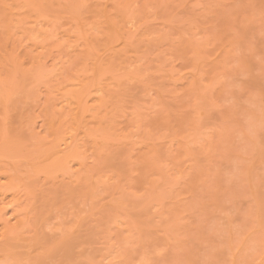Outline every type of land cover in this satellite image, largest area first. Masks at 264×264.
<instances>
[{
    "label": "rangeland",
    "instance_id": "obj_1",
    "mask_svg": "<svg viewBox=\"0 0 264 264\" xmlns=\"http://www.w3.org/2000/svg\"><path fill=\"white\" fill-rule=\"evenodd\" d=\"M235 1L0 0V22L14 33L13 48L9 33L0 35L13 49L0 45L8 64L0 120L13 109L12 124L0 127L9 144L0 146V166L9 162L22 178L14 203L27 204L29 192L57 177L76 179L68 173L77 161L65 169L28 153L31 132L49 133L40 108L82 111L96 142L98 225L72 250L76 264H264V0ZM41 43L49 54L38 73L24 48ZM16 111L40 129L26 131ZM13 192L1 203L8 213ZM80 197L72 203L83 206Z\"/></svg>",
    "mask_w": 264,
    "mask_h": 264
},
{
    "label": "bare ground",
    "instance_id": "obj_2",
    "mask_svg": "<svg viewBox=\"0 0 264 264\" xmlns=\"http://www.w3.org/2000/svg\"><path fill=\"white\" fill-rule=\"evenodd\" d=\"M146 1V0H144ZM231 1V0H229ZM233 1V0H232ZM245 1V0H243ZM247 1H250V0H247ZM253 1V0H252ZM257 1V0H255ZM148 2V1H147ZM235 4H236V1L234 0ZM238 2V1H237ZM242 2V1H241ZM251 2V1H250ZM233 3V2H232ZM231 3V4H232ZM254 3V1H253ZM149 4V3H148ZM242 4V3H241ZM249 4V3H248ZM1 5V4H0ZM146 5V4H144ZM239 5V3H238ZM247 5V4H246ZM223 6V4H222ZM225 6V5H224ZM2 7V6H0ZM3 7L4 6V3H3ZM144 7V6H143ZM142 7V8H143ZM246 7V6H245ZM264 7V5H263ZM232 8V6H231ZM1 9V8H0ZM141 9V8H140ZM210 9V8H209ZM213 9V7H212ZM217 9V8H216ZM215 9V10H216ZM227 9V8H226ZM234 9V7L232 8ZM2 10V9H1ZM4 10V9H3ZM144 10V8H143ZM214 10V9H213ZM212 10V12H213ZM220 10V9H219ZM226 11V10H225ZM235 11V10H233ZM211 12V11H210ZM211 12V13H212ZM221 12V11H220ZM248 12V11H246ZM215 13V12H213ZM226 13V12H225ZM240 13V12H239ZM238 13V14H239ZM229 14V12L227 13ZM226 14H223L222 16H224ZM237 16V15H236ZM3 17V16H2ZM227 19V17H225ZM224 18V19H225ZM4 19V17H3ZM1 17H0V21L3 20ZM7 19V18H6ZM10 19V18H9ZM223 19V18H222ZM225 19V20H226ZM13 20V18L11 19ZM5 21V19L3 20ZM7 21V20H6ZM224 20H222L223 22ZM2 22V21H1ZM0 22V35L1 33L4 35L3 39H12V48H13V35L14 33H12L10 31V26H9V23H2L1 24ZM9 22V20L7 21ZM13 22V21H11ZM12 24V23H10ZM214 24V23H213ZM243 24V23H242ZM7 25V26H6ZM236 25V24H235ZM238 26V25H237ZM251 26V25H250ZM249 26V27H250ZM236 28V26H234ZM239 27V26H238ZM247 27V28H249ZM13 28V27H12ZM54 28V27H53ZM242 28V27H241ZM239 27V29H241ZM246 28V29H247ZM56 29V28H55ZM212 29V27H211ZM221 29L223 30V28L221 27ZM245 29V30H246ZM13 30V29H12ZM220 30V29H219ZM220 33H222V30L219 31ZM227 30V29H226ZM235 30V29H234ZM6 31V32H4ZM231 31V30H230ZM239 31V30H238ZM7 32L9 33V38L7 37L8 35H5L7 34ZM242 33L245 32L244 29L243 31H241ZM5 33V34H4ZM60 33V32H58ZM226 34V32H224ZM228 33H229V30H228ZM234 33V31H233ZM54 34V33H53ZM52 34V35H53ZM219 34V33H218ZM1 35V36H3ZM11 35V36H10ZM57 35V34H55ZM54 35V36H55ZM182 35V34H181ZM184 37V36H183ZM182 37V40L183 39H186V38H183ZM246 38V37H245ZM59 39V37H58ZM220 39V38H219ZM179 40V39H178ZM189 40V39H188ZM2 41V40H0ZM8 40H6V42L3 40L4 44H0V45H3L4 47H7V44L11 43V42H7ZM181 41V39H180ZM186 41V40H185ZM184 40L181 41L182 45L183 46V43L185 42ZM211 41V40H210ZM224 41V39H223ZM222 41V42H223ZM15 43H17L16 41H14ZM177 42V41H176ZM1 43V42H0ZM7 43V44H5ZM178 43V42H177ZM176 43V45H177ZM188 43V44H187ZM226 44V42H224ZM223 43V44H224ZM235 43V42H234ZM18 44V45H17ZM15 47H20L19 43H17ZM39 44V43H38ZM38 44H35L37 46H34V47H25L24 49H28L27 51L31 50L32 52L30 53V56L29 57V61L31 64V67L29 65L30 68H32V71L35 70L37 71V69L41 70L39 71L38 73L40 72H45V66L48 64V58L46 59L45 57L49 54V51L47 50V47L45 46V43H41L42 46H41V50L38 49V47H40V45ZM172 44V43H171ZM190 44H193L192 42H186L185 44V48L187 46L186 49H191V47H193L192 45ZM195 44V43H194ZM221 44V43H220ZM221 44V45H223ZM6 45V46H5ZM10 45V44H9ZM8 45V47H9ZM22 45V44H21ZM44 45V46H43ZM174 45V44H173ZM172 45V46H173ZM179 45V44H178ZM189 45L191 47H189ZM125 46V45H124ZM227 46V45H226ZM7 47V48H8ZM24 47V46H22ZM21 47V48H22ZM46 47V48H45ZM184 47V46H183ZM189 47V48H188ZM195 47V46H194ZM221 47V46H220ZM10 49V50H7V52H9V54H13V49ZM34 48V49H33ZM179 48V47H178ZM182 48V47H180ZM19 48H15L14 50H18ZM46 49V51H45ZM184 49V48H183ZM196 49V47H195ZM6 50V49H5ZM20 50V49H19ZM23 50V49H21ZM20 50V51H21ZM220 50V49H219ZM11 51V52H10ZM19 51V53H20ZM26 51V50H25ZM181 51V50H179ZM197 51V50H196ZM3 53V50L1 49V51ZM6 51H4L5 53ZM23 52V51H22ZM30 52V51H29ZM34 52V53H33ZM48 52V54L46 53ZM192 52H195L194 51V48L192 49ZM3 53V54H4ZM228 53V52H227ZM252 53V52H251ZM3 54H0L1 58H0V70L3 68L1 66H4L3 63L5 64V60L6 59ZM22 54H25L22 53ZM21 54V55H22ZM31 54L33 56H31ZM194 54V53H193ZM221 54V53H220ZM7 55V54H6ZM19 55V54H18ZM46 55V56H45ZM68 55L71 57V55L68 53ZM177 55V54H176ZM179 55V54H178ZM181 55L184 56V54H182L181 52ZM219 55V54H218ZM216 55V58H218L219 56ZM12 56V55H11ZM23 56V55H22ZM44 56V58H43ZM218 56V57H217ZM222 56V54L220 55ZM225 56V55H224ZM9 57V56H8ZM27 57V54L25 56V58ZM185 57H186V54H185ZM184 57V58H185ZM223 57V56H222ZM177 58V57H176ZM253 58V56H252ZM8 59V58H7ZM24 59V58H23ZM21 59V60H23ZM26 59V62L28 61ZM68 60H72V58H67ZM98 57H96L95 59V63L98 61L97 60ZM109 59V58H108ZM189 59V57H188ZM191 59V58H190ZM189 59V60H190ZM226 59V58H225ZM111 60V58L109 59ZM178 60H181V58H178ZM183 60V59H182ZM188 60V61H189ZM5 61V62H4ZM8 61V60H7ZM13 61V60H12ZM28 61V62H29ZM184 61V60H183ZM182 61V62H183ZM213 61V60H212ZM215 61V60H214ZM220 61H223V58L220 59ZM248 61V60H247ZM27 62V63H28ZM69 64L70 61H66ZM185 62V61H184ZM186 62H187V58H186ZM205 62V61H204ZM209 62V61H208ZM207 62V65L208 64H211V63H208ZM253 62V61H252ZM2 63V65H1ZM25 63L24 66L27 64ZM71 63V62H70ZM7 64V63H6ZM4 67H7L8 64ZM203 64V62L201 63ZM205 64V63H204ZM215 64V63H214ZM217 65V63H216ZM27 66V65H26ZM25 66V68H26ZM29 68V69H30ZM36 68V69H35ZM47 68V67H46ZM8 69V68H7ZM6 68L4 70H7ZM45 69V70H43ZM28 70V69H27ZM26 72H29L27 71ZM31 71V70H30ZM34 71V72H35ZM197 71V70H196ZM199 71L200 69L197 71V73L199 74ZM226 72V71H225ZM2 72H0L1 74ZM30 73V72H29ZM37 73V72H36ZM194 74V73H193ZM191 74V75H193ZM196 74V75H198ZM2 75V74H1ZM5 75V74H4ZM0 76L1 80L0 82L3 83L4 81H2L3 79V76ZM13 75V74H12ZM33 75H35L33 73ZM32 75V76H33ZM207 75V74H206ZM226 75V74H225ZM224 75V76H225ZM36 76V75H35ZM43 76V75H42ZM185 76V75H184ZM195 76V74H194ZM38 77V76H37ZM35 77V78H37ZM41 77V76H40ZM192 77V76H190ZM188 77V78H190ZM196 77V76H195ZM201 77V76H200ZM205 77V76H204ZM34 78V79H35ZM193 78V77H192ZM200 79V78H199ZM198 79V80H199ZM204 79V78H203ZM196 80H197V77H196ZM202 80V79H201ZM193 81V80H192ZM203 81V80H202ZM201 82V81H200ZM3 86V85H1ZM0 86V87H1ZM81 87V86H80ZM83 91V90H82ZM102 97V96H100ZM65 107H63L64 109ZM68 109V107H67ZM72 109V108H70ZM69 109V110H70ZM13 110V109H12ZM12 110H9L10 112ZM40 114L41 116H43V121L41 123V121L38 123V125L41 123V127L42 126H45L46 129L49 128V129H45V131H49V133L47 135H39L38 131L36 133V136H34L35 134H33L31 131L34 132V126L39 130L40 127H37L34 123H32V121H28L27 119V115L26 114H23V113H20L19 111H16L14 113V115H16L19 119H20V125L22 127L26 126L25 127V130L27 128L30 129L29 127H32V129H30L33 137H31V133H30V136L29 138L32 139L33 138V141L31 142V147H29L27 149L28 153H31L35 156H37L36 158H38L39 156L42 155L43 160H47L49 161L48 164H50V162L53 163V165L55 164L57 167H65V163H69L68 166L65 167V169H68L69 167H72L71 166V163L70 162H74V163H77L76 166L78 165L77 169L78 171H76V166L75 169L74 167L73 168H70V171L69 170H66L69 171V176L72 177H76V179H69L67 178V180H65V182L63 181V177H61V179L58 180V177L56 179H54V181L52 182V186H45V187H42V186H39V187H35V188H40L39 190H33L31 192L28 193L29 195V201L27 204H20V203H17V201L19 202V200L15 201L14 203V200H13V196L15 194V192H13V188H20V186L18 187V184L20 182V179L22 180V178L20 176H18V174L15 172L13 173V167L11 168H7L8 165L7 164H10L9 162L6 163V165H1L0 166V204L1 203H5V200L6 198H8V195H7V191L8 192H13V195L11 196V199L9 201L13 202L14 204H16L15 209H13V211L10 212L11 213H8L7 212V209L5 206H2L3 207H0V222L1 224H3L2 222H6L7 224L8 223H11L10 225L8 226H5L7 225L5 223V225H2L5 227L6 230H2L0 231V264H34V262L32 260H37V259H41V261L37 262V264H43L46 259H49L50 260V264H76V263H79L78 261H76V259H74L70 254L72 253V250L75 247V245H78L80 246L79 244H89L88 242L90 240H88L87 243H85L84 241L88 238H86L85 236L87 235L88 237L91 235L92 236V233H93V230L95 229L93 226H95L94 224H97L95 223V220L93 219V211H94V199H93V192L92 193V188H94V186L96 187V182L94 181V172L95 170L94 169V166L93 164L96 163L94 160H92V156L93 157H96V155L98 154L97 152V147H96V142H95V139H90L88 133L90 131H86L85 130V127H87V125L84 126L83 124V119L84 118H81V112H77L75 109L74 112L73 110H71V112H74V113H71L70 111L68 112H64V111H61L62 109H56V107H53V109H49L48 108H40ZM9 111H4L3 113V122H0V127L3 125H11L12 124V119L10 117L9 114H12L13 113H9ZM67 111V110H66ZM2 112V111H1ZM7 112V113H6ZM254 112V111H253ZM6 113V114H5ZM17 113V114H16ZM79 113H80V116H79ZM2 114V113H0ZM254 114V113H253ZM2 117V116H1ZM13 117V116H12ZM83 117V116H82ZM10 118V120L12 121H8V119ZM86 118V116H85ZM1 119V118H0ZM0 120V121H2ZM32 120V119H31ZM37 120V119H36ZM85 120V119H84ZM35 121V120H34ZM37 122V121H36ZM86 122V121H85ZM186 122V121H185ZM2 124V125H1ZM34 124V125H33ZM86 124V123H85ZM7 125V126H8ZM6 126V127H7ZM13 126V125H12ZM40 126V125H39ZM44 127V128H45ZM8 128V127H7ZM43 128V129H44ZM193 128V127H192ZM3 127L0 129L2 130ZM5 129V128H4ZM12 128L8 129V130H11ZM6 130V129H5ZM26 130V131H27ZM29 131V130H28ZM36 132V130H35ZM29 133V132H28ZM28 133H27V136H28ZM46 134V133H45ZM85 134V135H84ZM3 135L2 131L0 132V136ZM38 135V136H37ZM82 135V136H81ZM88 135V139L85 138V136ZM87 137V136H86ZM93 137V136H92ZM1 138V137H0ZM4 138H6V136H4ZM8 139H11L13 140V138H8ZM29 139V140H30ZM184 141H186L185 139H182ZM31 141V140H30ZM4 142V141H3ZM6 142V141H5ZM0 143V146L4 145H9L7 143ZM10 143V140L8 141ZM180 142H183V141H180ZM13 143V142H12ZM10 143V144H12ZM29 143V142H28ZM91 143V145H89ZM183 145V143H181ZM180 144V145H181ZM181 145V146H182ZM90 146H91V150L90 149ZM1 146V148H3ZM12 147V145H11ZM0 148V150L2 151V149ZM6 148V147H5ZM8 148V147H7ZM7 150V149H5ZM13 150V149H12ZM11 150V151H12ZM9 151V150H8ZM9 151V152H11ZM90 151V152H89ZM92 151V152H91ZM5 152V151H4ZM99 155V154H98ZM84 158V159H82ZM95 159V158H93ZM79 160V161H78ZM83 160V161H82ZM13 161V160H12ZM43 161V162H44ZM77 161V162H76ZM94 161V162H93ZM98 162V161H97ZM46 163V162H45ZM13 164V163H12ZM44 165V163H43ZM46 165V164H45ZM70 165V166H69ZM97 165V164H96ZM4 166V167H2ZM49 165H47L48 167ZM190 166V165H189ZM192 166V165H191ZM50 167V166H49ZM68 167V168H67ZM96 167V166H95ZM51 168H54L51 166ZM64 169V170H65ZM54 170V169H53ZM71 170L73 171L74 174L72 175V172ZM56 171V170H55ZM62 174V173H60ZM65 175V173H64ZM63 175V176H64ZM77 175V176H76ZM19 177V178H18ZM65 177H67L65 175ZM16 179L19 181H16ZM30 179V178H29ZM58 180V181H57ZM71 180V181H70ZM51 181V180H50ZM67 181V182H66ZM76 181V182H75ZM23 182V181H22ZM30 182V181H29ZM28 182V183H29ZM28 183H25V185L27 186ZM95 183V185H94ZM21 184V183H20ZM51 184V183H49ZM23 186H21L22 188L25 187V185L22 183ZM31 186V185H30ZM79 186V187H78ZM86 186H88V189H90V191H87L85 188ZM85 187V188H84ZM26 188V187H25ZM29 188V187H27ZM81 188H84V192H82L83 190ZM82 191H81V190ZM6 190V191H5ZM15 191V190H14ZM87 191V193L85 192ZM94 191V189H93ZM79 192H82L81 194L83 195V193H85L83 196L81 194H79ZM78 195V196H77ZM80 195L82 196V198L80 197ZM77 196V197H76ZM81 198L80 199V202L83 206L81 205H74L73 203H77L75 202L74 200L76 198ZM74 199V200H73ZM68 200V203H66ZM83 200V201H82ZM90 200L93 201L92 204H90V207L88 205V207L86 206ZM117 200V199H116ZM74 201V202H73ZM88 201V202H87ZM66 203L67 204V208L68 210L65 208H62L61 205L63 206V203ZM73 202V203H72ZM117 202V201H116ZM114 202V203H116ZM84 203H86V205H84ZM113 203V202H112ZM111 203V204H112ZM113 203V204H114ZM7 204V203H6ZM9 204V203H8ZM7 204V205H8ZM72 204L74 206H72ZM120 204V202H119ZM118 204V205H119ZM12 205V204H11ZM117 205V206H118ZM5 207V208H4ZM71 207V208H70ZM83 207L85 208V210L87 209V211L85 212ZM111 208H113V206L110 205ZM95 208H96V204H95ZM110 208V209H111ZM11 209V207H10ZM62 209H64V211L62 212ZM109 209V208H108ZM67 210V211H66ZM107 210V209H106ZM113 211V209H111ZM110 211V210H109ZM96 213V212H95ZM106 213V212H105ZM104 213V214H105ZM8 214H11L10 216ZM102 214V213H101ZM109 214V213H107ZM9 216V217H6V216ZM111 215V214H109ZM103 215H100L99 217H101ZM108 216V215H107ZM10 217H13L14 221L12 222L10 220ZM94 217H98V216H94ZM52 219V223L51 221L48 219ZM54 218V219H53ZM103 218V217H101ZM93 219V220H92ZM104 219V218H103ZM99 220V218H98ZM97 220V221H98ZM101 220V219H100ZM50 222V223H49ZM101 223V221H99ZM48 223V224H47ZM44 224H47V225H44ZM98 225V224H97ZM45 226V227H44ZM96 227V226H95ZM2 228V227H0ZM4 229V228H3ZM2 232V233H1ZM91 232V233H90ZM83 237H85L86 239L79 243V240H81ZM84 239V238H83ZM90 239V238H89ZM87 241V240H86ZM81 244V245H82ZM90 248V247H89ZM84 251V250H83ZM87 251V250H86ZM84 251V252H86ZM89 251V250H88ZM91 251V250H90ZM80 253V252H79ZM80 255V254H79ZM76 256V255H75ZM81 256V255H80ZM56 259V261H55ZM80 261V260H79ZM33 262V263H32ZM56 262V263H55ZM76 262V263H75Z\"/></svg>",
    "mask_w": 264,
    "mask_h": 264
}]
</instances>
